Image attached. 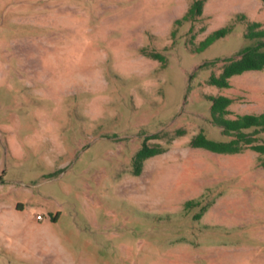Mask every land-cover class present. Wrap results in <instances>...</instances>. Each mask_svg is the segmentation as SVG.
<instances>
[{
	"label": "rangeland",
	"instance_id": "1",
	"mask_svg": "<svg viewBox=\"0 0 264 264\" xmlns=\"http://www.w3.org/2000/svg\"><path fill=\"white\" fill-rule=\"evenodd\" d=\"M195 1L0 0V264H264V155L190 145L209 96L264 112V70L209 83L264 0Z\"/></svg>",
	"mask_w": 264,
	"mask_h": 264
},
{
	"label": "trees",
	"instance_id": "2",
	"mask_svg": "<svg viewBox=\"0 0 264 264\" xmlns=\"http://www.w3.org/2000/svg\"><path fill=\"white\" fill-rule=\"evenodd\" d=\"M204 2V0H196L186 15L177 21V24L193 21L201 16ZM231 31V27H226L213 32L202 42L199 50L207 49L216 41L225 38ZM245 38L254 40L256 43L244 48L237 58L227 59L221 73L218 76L215 74L211 75L209 83L212 86L230 88V81L234 76L242 75L249 71L264 70V28H262L260 23H250ZM152 57L161 59V56L156 53ZM217 62L218 60L205 64V66L215 65ZM207 99L211 102V122L221 129L225 138L221 141H215L210 139L205 131H201L192 138L191 147L203 148L219 154H239L245 149H251L260 155H264V144H257L260 137L264 135V112L261 114L236 115L234 118H229L232 114L229 110L233 103L231 98L218 95L209 96ZM153 138H158V135H154ZM163 152L164 149L160 145L150 146L144 142L133 159L135 174L140 175L142 173L143 164L147 159ZM261 162L262 166H264V159H261ZM196 204L194 201H188L186 207L192 208ZM205 211L206 208H203L202 213L196 215L195 219H200Z\"/></svg>",
	"mask_w": 264,
	"mask_h": 264
}]
</instances>
